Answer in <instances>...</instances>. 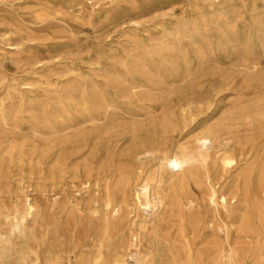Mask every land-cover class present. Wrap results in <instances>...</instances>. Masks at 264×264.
Wrapping results in <instances>:
<instances>
[{
  "label": "rangeland",
  "instance_id": "374dc122",
  "mask_svg": "<svg viewBox=\"0 0 264 264\" xmlns=\"http://www.w3.org/2000/svg\"><path fill=\"white\" fill-rule=\"evenodd\" d=\"M261 29L264 33V0H0V98L19 107L12 126H0L2 236L12 237L15 250L50 253L57 264H77L70 251L85 245L77 252L90 260L99 248L92 211L101 191L93 183L80 184L85 174L74 170L83 166L90 150L63 168L61 180L53 184L49 179L56 166L50 153L58 136L56 116L63 111L67 123L69 115L74 120L81 110L68 105L67 98H104L111 113L105 127L119 133L137 127L146 110L160 114L183 95L205 96L192 131L177 137L190 139L205 123L248 103L244 94L255 84L245 82L243 74L218 93L215 84L220 72L237 68L243 58L264 63ZM132 85L147 99L129 103L123 98L122 88ZM231 141L234 157L242 150L247 156L228 174L226 187L264 158L263 141H249L243 132ZM26 203L33 205L32 212L26 211ZM251 206L240 194L221 209L231 224L235 256L229 262L219 254L225 244L215 230V264H264V231L254 232L256 222L243 230L239 220ZM68 216L73 219L65 224ZM123 219L118 224L126 229ZM17 221L25 226L22 237L13 231ZM163 224L171 230L169 223ZM175 229L166 242L175 243L174 254L156 256L153 264H184L183 247L200 253L197 264H212L209 229H188L184 238ZM101 249L109 258L106 248Z\"/></svg>",
  "mask_w": 264,
  "mask_h": 264
},
{
  "label": "bare ground",
  "instance_id": "6f19581e",
  "mask_svg": "<svg viewBox=\"0 0 264 264\" xmlns=\"http://www.w3.org/2000/svg\"><path fill=\"white\" fill-rule=\"evenodd\" d=\"M259 33L264 38L262 29ZM178 68L176 63L174 70ZM241 74L245 82L255 84L252 92L244 94L248 103L213 124L205 123L200 132L182 141L177 137L192 131L196 124L195 112L200 109L205 96L183 95L160 114L146 110L144 119L137 121V127L119 133L105 127L111 113L105 109L107 105H103L104 98H67L68 105L81 106V110L74 120L69 115L67 123L63 111L56 116L58 136L50 148L56 166L49 179L53 184L61 180L63 168L75 164L85 151L90 150L83 166L74 170L85 174V181L80 184L93 183L101 191L92 211L93 218L98 221L96 238L99 248L88 260L81 253L87 246L74 247L70 252L75 258L77 256V264H128V259L133 264H153L156 256L174 254L175 243L171 246L166 243L172 236V229L176 228L177 234L184 238L188 229L201 226L213 233L208 251L212 264H215V230L225 244L219 254L231 262L235 256L230 244L231 224L221 209L240 194L246 202L252 203V210L239 217L243 230L251 229V222H256L259 229L254 232L264 231V158L259 165L255 162L249 165L237 181L227 187L224 184L228 174L247 156L243 150L239 157L233 156L236 147L231 139L238 138L243 132L249 141L264 142L262 60L243 58L237 68L220 72L215 93L233 84L235 76ZM151 79L148 81L154 83ZM155 83L158 86L163 84ZM136 87L124 86L120 95L129 103L146 100L141 91L135 90ZM18 109L6 98H0V126H12L11 121ZM67 129L71 132H66ZM128 139L129 144L123 147ZM93 140L99 141L91 145ZM25 209L30 213L33 205L26 203ZM58 214L60 219L63 213L58 211ZM123 218L128 222L126 229L118 224ZM72 219L68 216L64 223ZM164 222L169 223L171 230L162 228ZM13 231L19 237L26 233L20 221L14 224ZM103 247L109 255L107 259ZM183 248L184 264H197L200 253H194L189 247ZM77 249L81 251L77 252ZM14 251H17L16 257ZM0 264H57V258L36 250L30 253L24 249L15 250L12 237H3L0 233Z\"/></svg>",
  "mask_w": 264,
  "mask_h": 264
}]
</instances>
